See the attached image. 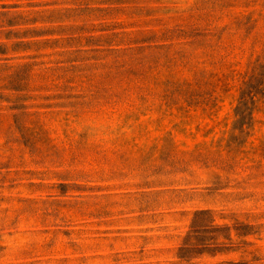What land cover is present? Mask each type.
I'll return each instance as SVG.
<instances>
[{"label": "rangeland", "instance_id": "1", "mask_svg": "<svg viewBox=\"0 0 264 264\" xmlns=\"http://www.w3.org/2000/svg\"><path fill=\"white\" fill-rule=\"evenodd\" d=\"M0 264H264V0H0Z\"/></svg>", "mask_w": 264, "mask_h": 264}]
</instances>
